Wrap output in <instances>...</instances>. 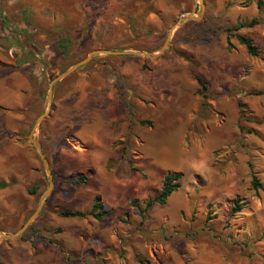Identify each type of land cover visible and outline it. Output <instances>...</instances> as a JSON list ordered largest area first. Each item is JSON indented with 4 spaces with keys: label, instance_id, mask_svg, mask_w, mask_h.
I'll return each instance as SVG.
<instances>
[{
    "label": "rangeland",
    "instance_id": "1",
    "mask_svg": "<svg viewBox=\"0 0 264 264\" xmlns=\"http://www.w3.org/2000/svg\"><path fill=\"white\" fill-rule=\"evenodd\" d=\"M262 3L204 0L197 15L198 0H0V230L16 231L48 186L29 139L38 118L32 137L54 179L28 228L0 236V264H264V189L252 188L248 166L264 186ZM190 12L157 57L99 52L47 98L50 81L90 51L158 52ZM194 75L207 84L204 106ZM176 171L180 187L142 217L130 200L144 208ZM79 173L85 183L66 181ZM96 194L99 220L54 212L88 211Z\"/></svg>",
    "mask_w": 264,
    "mask_h": 264
},
{
    "label": "trees",
    "instance_id": "2",
    "mask_svg": "<svg viewBox=\"0 0 264 264\" xmlns=\"http://www.w3.org/2000/svg\"><path fill=\"white\" fill-rule=\"evenodd\" d=\"M262 0H257V6L260 8L262 6ZM256 21L252 20L250 23H240L235 27V29H239L242 27H248L251 26L253 23ZM237 40L239 41L240 44H242L245 48L246 51L249 55L258 57L259 56V51L257 50V47L254 45L253 40L245 35L241 34H235ZM227 42V48L231 47V42H230V34L226 38ZM195 80L197 81L199 87L196 89V93L199 94L203 102L201 103L203 106L206 105L207 103L205 102V99H207L209 96L207 94V84L204 82V80L198 76L194 75ZM238 106L240 109L241 114L246 116V106L242 102H238ZM248 114V113H247ZM141 124H150L149 121L147 120H142L140 121ZM254 132V131H250ZM257 131H255L256 133ZM249 174H250V184L254 190H259V189H264V186L260 179L258 178L256 172L254 171L252 164L249 162ZM182 176V173L179 171L176 172H171L168 174H165L164 177L162 178L161 181V187L157 193L156 196L153 198H149L144 202V208H140L137 204L138 200L137 199H131L130 204L132 206H135L140 215L143 217L144 213L146 210L152 206L153 204H159V205H165L169 196L176 191L180 187V178ZM87 180V176L84 173H79L77 175L70 174L66 181L72 185H80L85 183ZM31 194L34 193V189L31 188L29 191ZM240 201L238 198L234 199L231 205V215H234L236 212L240 210ZM54 212L58 214L59 216L62 217H83L85 215H91L93 218L99 220L106 214V211L104 210V206L102 204V198L100 194H96L93 197V203L91 208L88 211H80V210H71V209H55ZM213 218H216V213H212L211 211H208L206 213V220H211ZM143 262V261H141Z\"/></svg>",
    "mask_w": 264,
    "mask_h": 264
},
{
    "label": "water",
    "instance_id": "3",
    "mask_svg": "<svg viewBox=\"0 0 264 264\" xmlns=\"http://www.w3.org/2000/svg\"><path fill=\"white\" fill-rule=\"evenodd\" d=\"M199 5H200V12L197 13V15H201V10L204 7V0H198ZM191 18H195L194 13L190 12L185 14L184 16L180 17L169 29L168 35L166 37L165 43L162 45V47L159 49L158 52H145V51H128V50H123V51H112V50H92L90 51L85 57H83L82 59H80L79 61L75 62L73 65H71L68 69H66L63 73L55 76L49 83L48 85V92H47V98L50 99L52 92H53V86L56 82L62 80L63 78H65L67 75L71 74L72 72H74L75 70H77L78 68H80L82 65L86 64L91 58L92 56H94L95 54L99 53V52H103L106 54H114V55H119V54H133V55H143L145 57H157L159 54H161L163 52V50L165 49L171 32L173 29H175L178 26L183 25L186 21H188ZM49 107H50V102H49ZM46 113H44L45 115ZM43 117V115L40 116V118ZM39 118L38 120L35 122L32 131L29 135V139L31 140L34 149L37 152L38 157L40 158L43 167L46 170L47 176H48V186L47 188L44 190V192L40 195L39 197V203L38 206L36 208V210L30 215V217H28V219L22 223L20 225V227L11 233H4L0 230V236L3 239H16L18 238L29 226V224L32 222V220L35 218V216L39 213L41 207L43 206V204L46 202L48 195L51 192V189L53 187L54 184V179H53V174H52V170L50 168V164L48 159L45 157L44 152H43V148L41 143L34 137H32V132L34 131L35 127H37L39 125Z\"/></svg>",
    "mask_w": 264,
    "mask_h": 264
},
{
    "label": "crops",
    "instance_id": "4",
    "mask_svg": "<svg viewBox=\"0 0 264 264\" xmlns=\"http://www.w3.org/2000/svg\"><path fill=\"white\" fill-rule=\"evenodd\" d=\"M7 139L11 142L12 140H15V139H13V137L12 136H10L9 134L7 135ZM12 137V138H11ZM24 158H26L25 160L27 161V163H28V165H29V171H30V175L31 176H33V178H39L40 177V174L38 173V172H36V170H35V168H36V163H35V161H34V159H32V157L30 156V155H28L27 154V156H25ZM14 159H17L18 160V158L16 157H14ZM14 163H16V160L14 161ZM17 168L15 167V169H14V171H15V174L16 175H20V173L21 172H16L17 170H16Z\"/></svg>",
    "mask_w": 264,
    "mask_h": 264
}]
</instances>
